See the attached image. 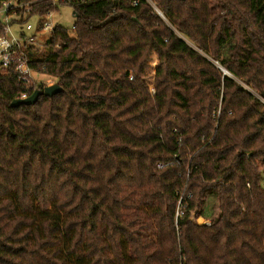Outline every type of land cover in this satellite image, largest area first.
Listing matches in <instances>:
<instances>
[{
	"label": "trees",
	"instance_id": "1",
	"mask_svg": "<svg viewBox=\"0 0 264 264\" xmlns=\"http://www.w3.org/2000/svg\"><path fill=\"white\" fill-rule=\"evenodd\" d=\"M17 1L74 22L0 72V264H264V0Z\"/></svg>",
	"mask_w": 264,
	"mask_h": 264
},
{
	"label": "built area",
	"instance_id": "2",
	"mask_svg": "<svg viewBox=\"0 0 264 264\" xmlns=\"http://www.w3.org/2000/svg\"><path fill=\"white\" fill-rule=\"evenodd\" d=\"M62 1L65 2L69 0H62ZM75 1L85 2V1H90V0H75ZM147 1L150 3L149 0ZM54 3L57 4V1L54 0ZM21 6H22V3H19L17 0L0 1V14H4L7 20L6 23L0 24V29L2 30L0 33V72L4 68L8 67L10 63L14 60L13 56L17 52V50H20V46H22L25 43L39 45L44 39H46L47 33L50 32L55 26V25H52L50 22H47L46 19L45 20L41 19V21L37 23V26L34 29L30 21H27L20 26V29H21L20 32L15 33L11 28L8 18H9V15L10 17H12V15H15V9ZM47 16H44L42 18H45ZM38 38H40L41 41H39ZM16 61H17L16 69L20 72L22 76L21 78L23 80H28V79L31 80L32 79L31 76H47L49 77V79L52 78L51 81L49 79L47 81L45 80V78L41 77L40 81L43 84L39 83V85H42V87L46 85H51L57 80L56 77L54 76L39 73L27 67L24 62L23 55L17 57ZM150 89L151 91H153L152 85H150ZM26 96L27 95L23 93L21 94L20 98H24ZM180 214L181 212H177V215H180ZM197 222L208 224L210 222V219L197 218Z\"/></svg>",
	"mask_w": 264,
	"mask_h": 264
},
{
	"label": "rangeland",
	"instance_id": "3",
	"mask_svg": "<svg viewBox=\"0 0 264 264\" xmlns=\"http://www.w3.org/2000/svg\"><path fill=\"white\" fill-rule=\"evenodd\" d=\"M12 17H15V15H12ZM10 15H9V22H10ZM41 19H46L47 22H50L52 25H59L62 26L64 28H66L67 30H71L72 29V25L74 22V16L72 14V8L67 5V4H61L58 6V8L53 11L49 16L45 17V18H37V17H31L29 19L30 23L33 25V28L35 29V27L37 26V23H39L41 21ZM7 20L5 18L4 14H0V24L2 23H6ZM12 30L15 33L20 32V26L17 23H10ZM33 31V30H32ZM39 41H41L40 38H38ZM38 44V43H37ZM157 62V57L155 54H152L151 59L149 60V68H148V72H147V76L148 79L150 80V77L153 76L154 74V69L153 67L155 66ZM32 79L35 84H39L42 83L40 81L41 77L45 78V80L48 81L49 77L47 76H31ZM50 81L52 80V78L49 79ZM57 82V81H56ZM54 82V83H56ZM150 82V81H149ZM43 84V83H42ZM152 84V83H151ZM246 87V86H245ZM248 88V87H246ZM251 92H253L254 94H257L253 89L248 88ZM216 202L213 198L208 200L207 206L205 208V215L208 217H211L212 215H214V213H216V208H213V203ZM213 213V214H212ZM209 219V218H207Z\"/></svg>",
	"mask_w": 264,
	"mask_h": 264
},
{
	"label": "water",
	"instance_id": "4",
	"mask_svg": "<svg viewBox=\"0 0 264 264\" xmlns=\"http://www.w3.org/2000/svg\"><path fill=\"white\" fill-rule=\"evenodd\" d=\"M223 72L226 73L225 70H223ZM60 89H61V87L58 83L46 85V86L42 87L41 89L33 90V92L31 94H29L28 96H26L24 98H16V99L12 100L11 105L12 106H18L21 104H25V105L33 104L40 95L51 96V95L55 94L56 92L60 91Z\"/></svg>",
	"mask_w": 264,
	"mask_h": 264
}]
</instances>
